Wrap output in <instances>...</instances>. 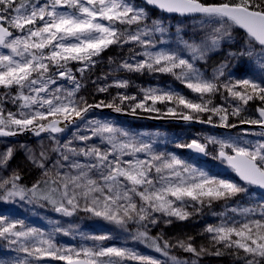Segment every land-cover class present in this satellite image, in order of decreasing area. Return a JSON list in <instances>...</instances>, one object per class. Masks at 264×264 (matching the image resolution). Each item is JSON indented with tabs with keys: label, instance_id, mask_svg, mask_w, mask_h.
I'll return each mask as SVG.
<instances>
[{
	"label": "snow or ice",
	"instance_id": "1",
	"mask_svg": "<svg viewBox=\"0 0 264 264\" xmlns=\"http://www.w3.org/2000/svg\"><path fill=\"white\" fill-rule=\"evenodd\" d=\"M145 2L163 13L200 18L203 35L199 41L197 37L185 39L182 29L177 28L175 49L154 50L158 43L165 42L155 38L164 37L168 28L160 20L149 23L148 11L128 0H0V138L25 131L36 136L48 133L55 145L51 151L57 153L52 160L43 147L38 156L27 149L29 159L42 170V178L26 187L20 183L16 171L0 176V200L43 201L66 217L80 211L90 213L117 225L128 233L126 239L145 244L171 264H198V259L181 262L171 255L173 248L195 258L204 254L219 256L223 249H231V254L243 264H264V203L244 206L237 200L242 194H250L252 187L264 189V75L259 79H221L228 67L225 63L208 78L195 63L206 60L222 42L232 41L236 30H243L245 47L230 55L248 57L264 73V0ZM125 44L133 45L129 49L133 57L143 59L124 61L120 68L130 72L170 73L198 94L199 102L172 90L156 88L142 89V99L118 94L111 102L89 103L79 96L82 85L69 65L76 62L79 67L75 71L83 78L96 64L94 58L112 45ZM136 47L141 51H135ZM127 85L126 80H116L99 86L97 91L107 92L110 87ZM216 95L224 100L223 105L213 103ZM254 100L260 102L255 108L258 116H242ZM127 101L134 102L130 105L133 115L137 109L159 112L155 105L167 102L189 109L188 114L181 116L186 121L235 128L237 124L229 123V118L240 117V124L258 127V132L244 133L261 138L256 141L209 136L205 137L206 143L192 140L176 145L205 156L211 155L209 144L217 145L213 159L226 164L243 183L210 175L175 154L156 152L151 142L109 120L88 119L93 109L112 108L122 112L121 105ZM8 103L14 105L15 111L6 108ZM167 112L176 115L175 108L169 107ZM204 113H210L206 120L200 115ZM69 126L76 127L73 137L79 144H73L72 140L60 144L57 134L64 133ZM96 140L100 143H95ZM138 154H143V158ZM13 155L12 147L0 151V173L9 170ZM219 201L225 203V211L213 215L220 216L221 222L205 228L214 252L206 247L197 248L191 236L173 243L163 236L150 235V225L158 224L161 216L185 220L192 212L211 208ZM229 202L236 206L229 207ZM50 223L52 230L45 232L24 220L0 214V240L10 253L16 254L10 259H0V264H47L48 261L162 264L126 246L96 243L92 247H64L55 242L54 234L70 235V232L58 226V221ZM130 226H135V231ZM83 238L96 242L112 239L109 234Z\"/></svg>",
	"mask_w": 264,
	"mask_h": 264
},
{
	"label": "trees",
	"instance_id": "2",
	"mask_svg": "<svg viewBox=\"0 0 264 264\" xmlns=\"http://www.w3.org/2000/svg\"><path fill=\"white\" fill-rule=\"evenodd\" d=\"M129 3L133 4L137 7H144L148 13H149V23L151 20H160L163 22V24L168 28V32L164 37L157 36L155 39H163L164 43H158L157 48L154 50H172L177 47L176 45V30L177 28L182 29V35L185 39H189L192 37H197V41H199V37L203 35L200 29V18L194 17V18H179V17H173L169 16L163 13H159L150 7L144 5L143 3H139L135 0H128ZM208 2H212V0H208ZM207 31V29H205ZM234 39L232 41H224L221 43L219 49L216 51H213L209 53L208 58L206 60H197L195 61L196 66L201 70V72L208 78H211L213 76L214 70L218 68L221 64L227 63L228 67L225 68V77H222L221 79H225L226 77H231L232 79H241V78H257L259 79L261 75H264V73L261 72L259 65L249 59L248 57H240V56H231L230 53H237L245 47L244 45V38L245 34L242 30H236L234 33ZM130 48H133V45L125 44L123 47H120L118 45H112L109 48H107L104 53L102 54V57L104 59L103 62L99 63L96 66V73L101 68L103 69L102 72H105L106 69L110 70L111 67H113V71H119L123 75L122 77H125L128 81V85L126 88L123 89L125 94L127 95H134V94H143L141 91L142 89H149V88H156V89H162V90H172L174 92H178L184 96H186L189 99L197 100V98L193 99L192 95L189 93V89L185 87L183 83L180 82V80L176 79L172 74L170 73H160V72H148L147 70L143 72H130L125 69H122L119 67L121 63L128 60L129 62H135L136 60L143 59L142 56H135L133 57V53L129 51ZM135 51L139 52L141 51L140 48L136 47ZM183 55H185L186 58L188 57L187 52H184ZM83 89L82 93L84 95L85 100H87L89 103H97L101 100L105 102H111L115 97L118 96V92H115V95H112L111 93L106 94L104 92L94 91L90 87V81L83 80ZM2 91V90H0ZM143 97V96H142ZM140 97L139 99H142ZM231 99V98H229ZM118 102V101H117ZM133 101H127L121 105V107L131 113L130 105L133 104ZM151 104V101L148 102ZM213 103L216 105H223L224 100L220 97V95H216L213 97ZM169 104L172 103H157L155 105L156 108H158L159 112H144L140 109H137L136 114L139 116H146V117H176L181 118V116L184 114L185 110L183 107H178V111L175 116L167 114V109L170 107ZM260 102L258 100L250 101L249 105L247 106V110L242 113V116L248 117V118H256L258 116V113L255 111L256 106H258ZM8 106V104H7ZM166 106V109L161 107ZM195 114V113H193ZM210 115V113H204L201 114L202 119H207V116ZM88 119H103V120H109L116 124L118 127L124 128L128 130L129 132L133 134H137L140 136L143 140L151 142L153 146V150L159 153H172L175 154L176 147H174V144H178V141L176 140V134H179V131L186 130V129H194L196 131H199V127H186L178 123H155L151 120H141V119H122L115 117L114 115H109L107 113H99L96 111H90L88 114ZM239 119L240 117H230L229 123H236L239 125ZM214 122H218L217 117H213ZM81 124V123H80ZM72 126H69L68 129H71ZM203 130L210 133V136H215L217 138L222 137H232V138H248L247 135H240L242 130H235L233 132H227V131H219V130H213L210 128H202ZM251 131L249 129H246L244 131ZM254 132V131H251ZM257 132V131H256ZM253 136V135H250ZM32 137L34 135L27 134L20 138H0V141L4 142H14V141H29L32 140ZM182 142H188L185 136H180ZM206 136H201L200 141L205 142ZM209 137V136H208ZM252 138V137H251ZM256 139V138H255ZM259 139V138H258ZM254 140V139H253ZM255 141V140H254ZM217 145H208V151L211 153V155H207L206 161L214 160L216 163L219 160L213 159V156L216 154ZM143 158V154H138ZM176 155V154H175ZM181 159L187 161L190 163L189 155L186 152V149H183L181 153L177 154ZM201 164H203L205 161L198 160ZM221 162V161H220ZM216 163L210 164L206 168H200V166H197L198 168L207 171L210 175L217 176L219 178H225L226 174L222 173L221 171H216V169L213 167ZM226 166V164H225ZM227 167V166H226ZM227 169L230 172V178L238 183L237 179L235 178L234 172L227 167ZM24 186L28 187V184H25L24 179L20 182ZM250 194H242L240 197L237 198L239 203L244 206L254 205L257 203H264V194L258 195L252 188L249 189ZM48 207L51 208V205L44 203ZM229 207L236 206L235 203L229 202ZM188 211H192L191 208L188 209ZM225 211V203L223 201L215 202L213 203L211 208L204 207L199 212H192V218H188V220L185 222V226H180L179 231L181 233H184L186 230L190 234L189 236H195L197 240H199L201 243L205 244L207 248L209 247L211 249L212 247V241L210 239V235L205 232V228L211 224H219L221 222V217L218 215H213V213H221ZM0 214L6 215L9 218L12 219H20L24 220L25 223L32 227L40 228L42 231L50 232L53 228V224L50 223V221H56L53 218H42L39 220V218H36V215L29 211L20 212V215L16 213V210L9 209L6 211H0ZM229 216L232 214L229 212ZM170 219H175V217H168ZM203 221L199 227L193 228L192 221ZM71 225L75 228H78L76 221H73ZM60 226V223L59 225ZM111 225L106 223L105 226H102V228H98V230H94L91 228L85 229L84 233L80 238H83L84 234L86 235V231H93L96 234L100 233L102 234H109L110 235V228ZM132 231H135V226H130ZM160 230V229H159ZM182 230L184 232H182ZM115 232L120 233V231H117L116 229L113 230ZM187 233V234H188ZM121 234V233H120ZM55 242L59 245H62L64 247H74L75 245L72 243L74 242V239H77V235H72L69 237L62 236L61 233H55ZM150 235L152 236H159L155 230L150 231ZM84 239V238H83ZM115 240L114 242H123V241H116V239L112 238L109 241ZM96 241H88L85 246L92 247ZM192 243H194L192 241ZM83 246V245H82ZM111 246V245H109ZM81 247V246H80ZM222 247V246H217ZM76 248V247H75ZM79 248V247H78ZM152 248L148 247V250ZM212 252L215 251V248L213 247ZM157 253L156 251H154ZM231 249H223V254L217 256V255H206L202 260L203 264H243L242 260H238L235 255L231 254ZM177 255L180 257H183L186 253H180L176 252ZM14 253H10L5 245V242L0 240V259L2 256H12ZM159 254V253H157ZM241 255L243 253L241 252ZM8 259V258H5ZM47 264H54L53 261H48ZM57 264H64L63 261H57ZM127 264H136V262L129 261ZM165 264V263H162Z\"/></svg>",
	"mask_w": 264,
	"mask_h": 264
},
{
	"label": "rangeland",
	"instance_id": "3",
	"mask_svg": "<svg viewBox=\"0 0 264 264\" xmlns=\"http://www.w3.org/2000/svg\"><path fill=\"white\" fill-rule=\"evenodd\" d=\"M103 53L104 52H102L99 57L94 58L96 60V64L93 67H91L87 72L84 73L83 78H81V74L79 72L75 71L76 68L79 67V65L76 62H73L69 65V67H71L73 69L74 74L80 80L81 85H83V80H88V81H90L91 89L94 91H97V88L99 86H105V85L113 84V82L116 80H126L125 77H122L123 74L121 72H119V71L114 72L113 67H111L110 70L106 69L105 72H102L103 69L101 68V72L99 70L96 73V66L99 63L104 61V59L102 57ZM126 61H128V60H126ZM61 83H66V82L61 81ZM82 89H83V86L81 87L78 95L84 98V95L82 93ZM123 89L124 88L110 87V88H108V91L104 92V93H106V94L111 93L112 95H115V92H118V94H125ZM189 93H190V95H192L193 99H196V98L198 99V94L191 92L190 89H189ZM134 96H136L139 99L140 97L143 96V94H134ZM195 101H197V100H195ZM197 102H199V101H197ZM169 106L172 108H175L176 113H177L178 107L175 103L169 104ZM161 107L166 109V106H161ZM179 107H183V106L180 105ZM6 108L12 109L13 111H15V107L12 103H8V106L6 105ZM189 112H190V110L186 109L184 114H188ZM167 114H168V112H167ZM109 115H111V114H109ZM169 115H171V114H169ZM193 115H196V114H193ZM122 119H127V118H122ZM80 128L81 129L84 128L83 123L80 124ZM249 130L256 132L254 129H249ZM251 131L247 130V132H251ZM75 132H76V127L72 126L71 129H67L64 133L57 134V138H58L60 144L66 143L68 140H72L73 144H79V141L75 140L73 137V134ZM245 132L246 131L242 130L240 135H244ZM203 135L208 137L211 134L208 133L207 131L203 130L202 128H200L199 131H196L194 129H186V130L181 129L179 131V134L178 133L176 134V140L178 141V144L189 143L192 140H199L200 137ZM180 136H185L186 139L188 140V142H182ZM247 137L248 138H246V139L251 140V141H254V140L256 141L258 138L261 139L260 137H257L254 135L253 136L247 135ZM226 138H228V137H222L221 139H226ZM95 143L99 144L100 142H99V140H96ZM176 145L177 144H174V147H176ZM54 146L55 145L53 144V142L48 138V133L44 134L42 136H34V137H32V140H29V141H22V140L14 141V142L0 141V151L4 150L6 147H12L14 149V155L10 161L9 170L6 173H0V176L11 175L12 171H16L21 177L20 182L24 179L25 184H28V187H31L37 180H40L42 178V170L40 168H38L35 164H33L32 160L29 159V152L27 151V149H31L32 152L38 156L39 152L42 150V147H43V149L48 152L49 157L52 160H54L57 157V153L51 151L52 147H54ZM101 147H106V145H101ZM182 150H183V148H177L176 147V150L174 152L177 155V154L181 153ZM188 155H189V159H190V164H192L195 167L200 166V168L201 167L206 168L210 164L216 163L214 160H210V161H205L203 164H201L198 161L199 160L198 158H196L190 154H188ZM125 159H130V157H125ZM49 167H51L50 163H49ZM213 167L216 169V171H221L222 173H225L226 174L225 179H231L230 178V172L224 163L218 161ZM44 203L45 202H43V201L28 203L26 201H20L19 199H17L15 202H5L3 200H0V211H6V210H9L10 208L11 209L14 208L16 210V213L19 215H20V212L22 213L25 211H29V212L33 213L34 215H36V218H39V220H41L42 218H45V217L53 218L54 220H56L60 223V227H62L63 229L70 232V235H64L63 233H61L62 236L69 237V236H72L74 234L77 235V239H74L73 240L74 242H72L75 245L74 247H76V248H78L82 245L85 246L86 243L89 241L88 239L80 238V236H82V234L84 233L85 229L91 228L94 230L95 229L98 230V228H102V226H105L106 223H108L109 225H111L109 228L111 237L116 239V241H123V242H114L115 240H112L110 242L109 240H107V241L96 242V243H103L104 245H107V246H109V245L117 246V247L126 246L129 248L135 249V251L140 255L151 256L155 259L160 260L162 263L171 264V262L168 261L167 258L162 256L160 253L157 254L154 251H152L151 249L148 250V247L145 246V244L133 241L131 239H126V237L128 236V233L123 232L117 225H115L113 223H110V222L105 221L101 218L92 216L90 213H85L82 211L77 212L75 215H73L71 217L62 216L61 214L56 213L52 209V207L50 208L47 205H45ZM189 218H192V216H190ZM167 220H170L171 223H165V221H167ZM187 220H188V218L185 220H180L176 217H175V219H170L168 217L161 216L160 222L158 224L150 225V231L155 230L159 236H163L165 239L170 240L174 243L177 239H186L187 237H189L190 234L188 233L187 230L185 232L182 230V232H184V233H181L179 231V227L185 226V222ZM73 221H76L78 228H75L71 225V223ZM192 223H193V228H196V227H199L201 225V223H203V221H196L193 219ZM115 229L117 231H120L121 234L120 233L117 234V232L113 231ZM86 235H100V233L96 234L93 231H86ZM192 237L194 238L193 242L197 248H200V247H206L207 248V246L205 244L201 243L199 240H197L195 236H192ZM96 243H91V244H96ZM208 249L210 252H212L211 250H213V247H211V249L208 247ZM176 252H180V253H186V252H184L182 249H179V248L171 249V255L176 256L181 262L186 261V260H191V259H198V264H203L202 259L206 255H208V254H204L199 258H195L192 256L191 253H186V254H184L183 257H180L179 255H177ZM15 255L16 254L14 253L11 257L10 256H2L1 259H5V258L10 259ZM53 262H54V264H57V261H53Z\"/></svg>",
	"mask_w": 264,
	"mask_h": 264
},
{
	"label": "water",
	"instance_id": "4",
	"mask_svg": "<svg viewBox=\"0 0 264 264\" xmlns=\"http://www.w3.org/2000/svg\"><path fill=\"white\" fill-rule=\"evenodd\" d=\"M139 3H143L144 5L150 7L151 9L159 12V13H163L161 12L159 9H155L153 8L151 5H147L145 0H135ZM163 14H166V15H169V16H173V17H179V18H194V17H180L176 14H168V13H163ZM243 31V30H242ZM91 111H96V112H99V113H107V114H111V115H114L115 117H119V118H127V119H141V120H151L155 123H178V124H181L183 126H186V127H199V128H210V129H213V130H219V131H227V132H233L235 130H239V129H259L258 127L256 126H249L247 124H239L237 125V127L235 128H223V127H214L212 125H209L207 123H200V122H196V121H186L182 118H176V117H170V118H165V117H146V116H139L137 114L133 115L132 113L126 111V110H123L122 112H115L112 108H100V109H93ZM27 134H32L34 135L32 132L30 131H25L23 132L22 134L20 135H17V136H14V137H3V138H11V139H14V138H19V137H22L24 135H27ZM44 134H47V133H41L40 136L44 135ZM36 136V135H34ZM187 153L202 160V161H205L207 159V156L205 155H202V154H197L189 149H186ZM235 174V173H234ZM235 177L236 179L240 182V183H243L242 181L239 180V177L236 176L235 174ZM254 190L257 192V193H264V189H259V188H256L254 187Z\"/></svg>",
	"mask_w": 264,
	"mask_h": 264
},
{
	"label": "flooded vegetation",
	"instance_id": "5",
	"mask_svg": "<svg viewBox=\"0 0 264 264\" xmlns=\"http://www.w3.org/2000/svg\"><path fill=\"white\" fill-rule=\"evenodd\" d=\"M255 131H260L259 129H255ZM257 193V192H256ZM262 193H258V195H261ZM264 194V193H263ZM137 263V262H136Z\"/></svg>",
	"mask_w": 264,
	"mask_h": 264
}]
</instances>
